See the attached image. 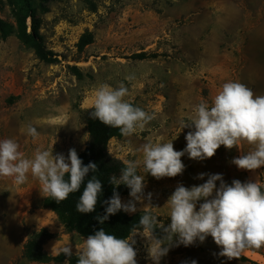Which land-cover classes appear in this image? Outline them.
<instances>
[{"label": "rangeland", "instance_id": "374dc122", "mask_svg": "<svg viewBox=\"0 0 264 264\" xmlns=\"http://www.w3.org/2000/svg\"><path fill=\"white\" fill-rule=\"evenodd\" d=\"M45 7L44 12L36 9L38 32L56 61H39L12 34L0 39V140L14 139L26 158L37 149L53 148V155L66 158L70 149L81 151L87 140L84 116L102 85L123 83L128 89L124 100L155 117L143 130L107 141L108 153L123 164L142 161L147 143L172 140L175 150H183L192 129L180 131V121L199 102L211 104L228 81L264 95V0H51ZM0 19L13 22L8 0H0ZM85 31L91 42L77 49ZM28 125L37 128L35 139L27 134ZM253 147L247 142L240 150L221 145L204 160L185 154V169L175 177L145 174V199L136 202L137 211L147 210L167 226L169 196L179 184L191 188L206 182L208 175L198 179L200 173L222 174L228 185L234 179L264 185V166L245 170L231 162ZM138 172L144 174L142 168ZM13 179L0 177V264H65L23 256L25 242L39 228L52 234L41 245L49 255L69 242L75 254L86 238L65 231L54 213L40 206L46 194L31 173L24 184ZM129 193L120 195L123 203L132 199ZM165 235L161 229L160 238ZM133 239L137 264H155L148 238L137 232ZM164 243L168 251L159 264H264V246L247 248L230 260L219 255L221 247L211 235L187 246L178 236Z\"/></svg>", "mask_w": 264, "mask_h": 264}, {"label": "clouds", "instance_id": "9594fccd", "mask_svg": "<svg viewBox=\"0 0 264 264\" xmlns=\"http://www.w3.org/2000/svg\"><path fill=\"white\" fill-rule=\"evenodd\" d=\"M126 95L128 89L123 83L117 88L102 85L96 92L90 117L120 129L124 136L143 130L155 118L154 114L124 100ZM186 127L192 130L185 136L187 144L183 150H175L172 140L147 143L143 146L142 161H126L119 177L113 175L109 178L115 186L126 185L132 199L123 203L119 193L114 191L113 196L105 201L106 213L98 217L100 223L120 210L136 212V202L145 199V174L156 179L182 174L185 165L181 157L185 154L191 159L204 160L214 156L221 145L240 150L241 142H247L254 146L253 149L231 162L245 170L264 166V95H255L245 84L238 81L224 83L211 104L199 102L187 119L180 121V131ZM27 134L34 139L39 135L33 125H28ZM19 148L14 139L0 140V177H12L14 184L21 185L31 173L40 181L45 197L58 204L70 193L80 190L90 171L97 172V165L93 162L84 165L74 148L69 150L67 158L62 153L53 155V148L37 149L33 158H26ZM141 168L143 175L138 172ZM205 175L208 179L203 184L191 188L179 184L169 196L166 204L170 224L165 226L158 216L146 210L139 220L142 231L134 229L126 238L107 234L102 228L84 239L82 247L76 248L77 264H137V252L133 247V236L137 232L150 241L148 253L155 264L167 254L164 241H172L173 236H178L179 242L187 246L197 238L203 242L211 235L221 247L219 255L230 260L238 259L247 248L264 246V185L257 181L242 183L238 179L228 185L222 174L200 173L197 178L203 179ZM216 181H220L218 188ZM101 192V180L92 175L76 204L77 211L93 212ZM147 198L150 201L151 193ZM157 228L166 234L163 238L154 235ZM60 253L72 257L71 243L62 246Z\"/></svg>", "mask_w": 264, "mask_h": 264}, {"label": "trees", "instance_id": "16d2710c", "mask_svg": "<svg viewBox=\"0 0 264 264\" xmlns=\"http://www.w3.org/2000/svg\"><path fill=\"white\" fill-rule=\"evenodd\" d=\"M11 7L12 23H8L0 19V39H4L12 34L18 42L25 48L31 49L33 55L44 63H52L56 61L51 50L45 48L41 35L38 32L39 18L36 15V9L41 12L46 10L45 3L51 0H38L34 6L35 0H8ZM26 20L28 25H26ZM91 42V34L88 31L83 32L78 37L76 48L81 49L84 45ZM142 57V54H137ZM73 69V68H72ZM76 76L78 73L75 71ZM94 111L89 108L84 116L85 129L87 140L77 154L81 158L84 165L93 162L97 165V172L91 171L85 178V182L77 192L70 193L68 198L59 204L50 197H43L40 206L54 213L56 219L67 232H74L78 236L87 238L89 235H94L96 231L104 229L107 234L115 235L117 238H126L133 230H142L139 225V220L144 210L133 213H126L122 210L116 214L110 215L107 220L100 223L98 217H102L106 213L108 201L114 191L119 195H124L129 191V188L120 184L115 186L110 183L109 178L113 175L119 177L121 169L125 166L120 160L111 156L106 148L107 141L110 138L120 136V129L109 127L101 123L98 119H92L90 113ZM95 175L102 183V192L99 194L95 210L90 213H80L76 209V204L82 195L87 180ZM68 179V175H65ZM157 238L161 237V229L157 228L154 232ZM52 237V234L44 228H39L33 232L23 247V256L29 261L38 262H62L65 264H77L78 255L66 257L60 251L54 255L47 254L41 247L42 243Z\"/></svg>", "mask_w": 264, "mask_h": 264}, {"label": "bare ground", "instance_id": "6f19581e", "mask_svg": "<svg viewBox=\"0 0 264 264\" xmlns=\"http://www.w3.org/2000/svg\"><path fill=\"white\" fill-rule=\"evenodd\" d=\"M255 257H258V258H260V259H262L258 254H256V253H252ZM263 260V259H262Z\"/></svg>", "mask_w": 264, "mask_h": 264}]
</instances>
